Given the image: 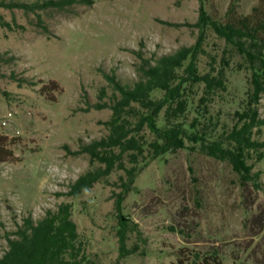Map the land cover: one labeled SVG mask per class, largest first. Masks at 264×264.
<instances>
[{
	"label": "rangeland",
	"instance_id": "374dc122",
	"mask_svg": "<svg viewBox=\"0 0 264 264\" xmlns=\"http://www.w3.org/2000/svg\"><path fill=\"white\" fill-rule=\"evenodd\" d=\"M205 4L221 14L228 0ZM251 4L243 0L239 10L248 12ZM198 13L199 0L0 6V106L15 112L12 126L0 128L10 151L0 162V255L7 233L24 217L38 220L47 209L69 202L86 242V264H191L196 252L204 263L214 250L223 264H264V159L253 169L262 171L261 187L252 191L232 182L224 163L204 155L178 150L165 163L151 161L122 202L130 218L126 246L137 245V252L125 255H120L114 207L123 171L77 196L59 194L89 168L87 154L66 147L78 150L107 133L102 122L111 109L96 106L114 97L106 74L132 85L139 78L137 52L153 58L192 44ZM259 108L263 115L264 95ZM259 138L264 140V129Z\"/></svg>",
	"mask_w": 264,
	"mask_h": 264
},
{
	"label": "trees",
	"instance_id": "16d2710c",
	"mask_svg": "<svg viewBox=\"0 0 264 264\" xmlns=\"http://www.w3.org/2000/svg\"><path fill=\"white\" fill-rule=\"evenodd\" d=\"M242 1L228 0L225 10L217 14L208 10L205 0H199L193 24L198 29L195 41L153 58L137 52L139 78L132 85L106 74L114 97L110 104H96L111 109L110 117L102 122L106 135L75 151L65 146L70 153L87 154L89 168L59 194L77 196L96 182H107L112 173L123 171L124 176L119 175L122 190L114 201L120 255L137 252L136 244L126 246L130 218L122 211L124 196L135 191L136 176L153 160L165 163L168 154L184 150L224 163L234 175L232 182L242 190L261 187L262 171L253 169L264 159V140L259 138L264 129L259 108L264 95V0H250L248 12L239 10ZM85 2L92 0L33 4L0 0V6L63 8ZM238 73L241 79L233 82L231 76ZM225 113L231 123L225 120ZM6 139L0 135V162L10 155L4 146ZM256 217L262 218L260 212ZM263 227L264 222L260 229ZM169 229L176 228L170 225ZM258 233L260 230L255 235ZM6 241L0 264L88 263L86 242L72 218L69 202L47 209L38 220L24 217L7 233ZM220 254L212 251L203 263L197 261L196 252L191 264H223Z\"/></svg>",
	"mask_w": 264,
	"mask_h": 264
},
{
	"label": "built area",
	"instance_id": "2783aa9c",
	"mask_svg": "<svg viewBox=\"0 0 264 264\" xmlns=\"http://www.w3.org/2000/svg\"><path fill=\"white\" fill-rule=\"evenodd\" d=\"M15 112L0 106V128H8L12 126ZM19 133V131H16Z\"/></svg>",
	"mask_w": 264,
	"mask_h": 264
}]
</instances>
